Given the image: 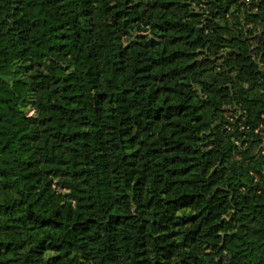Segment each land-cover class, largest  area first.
Listing matches in <instances>:
<instances>
[{
    "label": "trees",
    "instance_id": "obj_1",
    "mask_svg": "<svg viewBox=\"0 0 264 264\" xmlns=\"http://www.w3.org/2000/svg\"><path fill=\"white\" fill-rule=\"evenodd\" d=\"M255 1L0 0V264H264Z\"/></svg>",
    "mask_w": 264,
    "mask_h": 264
},
{
    "label": "rangeland",
    "instance_id": "obj_2",
    "mask_svg": "<svg viewBox=\"0 0 264 264\" xmlns=\"http://www.w3.org/2000/svg\"><path fill=\"white\" fill-rule=\"evenodd\" d=\"M247 3H252V0H245ZM258 0H256L255 2H257ZM244 11V10H243ZM41 22L45 25L50 24L52 21H54L56 19V15L53 9L51 8H46V9H40L38 11ZM241 18H244V14H241ZM168 69V67H167ZM22 84H11V86L8 89H0V95L10 98V99H16L18 101H21L24 97V92L22 89ZM226 108L229 106H225ZM29 109V110H28ZM27 115L25 117V119L22 122V133L29 131L30 129L34 128V123L37 119V114L34 110H32L31 108L27 107ZM241 115L242 112L238 111H230V112H226L225 113V127H227L229 130L234 131L235 127H238V129L240 131H242L244 129V120H241ZM263 127L262 125L257 126V128L255 129V133L263 135ZM55 140L52 138L51 143L53 145V142Z\"/></svg>",
    "mask_w": 264,
    "mask_h": 264
}]
</instances>
